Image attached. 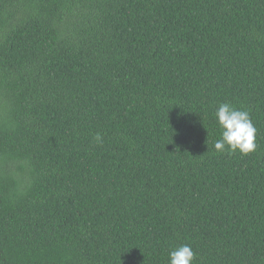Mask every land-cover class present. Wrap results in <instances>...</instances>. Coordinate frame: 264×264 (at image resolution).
<instances>
[{
	"label": "trees",
	"instance_id": "16d2710c",
	"mask_svg": "<svg viewBox=\"0 0 264 264\" xmlns=\"http://www.w3.org/2000/svg\"><path fill=\"white\" fill-rule=\"evenodd\" d=\"M222 103L252 153L214 149ZM184 244L264 264V0H0V264Z\"/></svg>",
	"mask_w": 264,
	"mask_h": 264
},
{
	"label": "clouds",
	"instance_id": "9594fccd",
	"mask_svg": "<svg viewBox=\"0 0 264 264\" xmlns=\"http://www.w3.org/2000/svg\"><path fill=\"white\" fill-rule=\"evenodd\" d=\"M214 118L220 129V138L213 144L218 153L227 150L230 153L238 151L242 155H248L255 151L256 129L247 110L222 103L216 109ZM94 139L97 143H102L103 138L98 133ZM168 255L169 264H194L195 261V253L187 244L171 249Z\"/></svg>",
	"mask_w": 264,
	"mask_h": 264
}]
</instances>
